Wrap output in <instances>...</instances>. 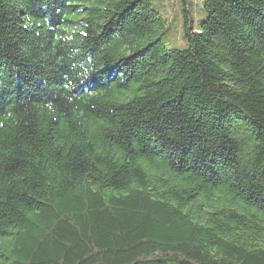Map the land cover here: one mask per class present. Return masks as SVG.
Here are the masks:
<instances>
[{
	"label": "trees",
	"instance_id": "trees-1",
	"mask_svg": "<svg viewBox=\"0 0 264 264\" xmlns=\"http://www.w3.org/2000/svg\"><path fill=\"white\" fill-rule=\"evenodd\" d=\"M0 0V264H264V0Z\"/></svg>",
	"mask_w": 264,
	"mask_h": 264
},
{
	"label": "rangeland",
	"instance_id": "rangeland-1",
	"mask_svg": "<svg viewBox=\"0 0 264 264\" xmlns=\"http://www.w3.org/2000/svg\"><path fill=\"white\" fill-rule=\"evenodd\" d=\"M152 8L158 10L166 20L167 31L162 35V42L167 48H183L184 4L183 0H151ZM187 8L192 19L191 26L198 30L205 14L202 0H187Z\"/></svg>",
	"mask_w": 264,
	"mask_h": 264
}]
</instances>
